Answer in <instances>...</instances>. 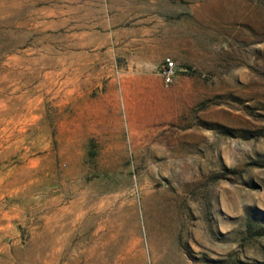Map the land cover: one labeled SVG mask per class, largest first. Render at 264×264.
Returning <instances> with one entry per match:
<instances>
[{
    "label": "rangeland",
    "instance_id": "rangeland-1",
    "mask_svg": "<svg viewBox=\"0 0 264 264\" xmlns=\"http://www.w3.org/2000/svg\"><path fill=\"white\" fill-rule=\"evenodd\" d=\"M64 263L264 264V0H0V264Z\"/></svg>",
    "mask_w": 264,
    "mask_h": 264
},
{
    "label": "bare ground",
    "instance_id": "bare-ground-1",
    "mask_svg": "<svg viewBox=\"0 0 264 264\" xmlns=\"http://www.w3.org/2000/svg\"><path fill=\"white\" fill-rule=\"evenodd\" d=\"M75 204V203H74ZM96 217V216H95ZM94 219V218H93ZM92 219V220H93ZM96 219V218H95ZM69 218L68 217H65V218H62V219H58V221L60 222V227H59V233L63 232L67 227L68 225L70 224L68 222ZM91 220V221H92ZM56 221V222H58ZM97 221V220H96ZM90 223V222H89ZM96 223V222H95ZM99 223V222H98ZM92 224V223H91ZM50 225V224H48ZM97 226V225H95ZM46 231V235H45V240H46V243L51 246V245H58V247L60 246L62 249H64L67 245V240H68V236L66 234H62L59 236V234L57 233V231H55L54 229L51 230V228H46L45 229ZM69 244V243H68ZM60 248V249H61ZM58 248V251H59V256H57V260H61V251L62 249L60 250ZM65 264V263H64Z\"/></svg>",
    "mask_w": 264,
    "mask_h": 264
},
{
    "label": "built area",
    "instance_id": "built-area-1",
    "mask_svg": "<svg viewBox=\"0 0 264 264\" xmlns=\"http://www.w3.org/2000/svg\"><path fill=\"white\" fill-rule=\"evenodd\" d=\"M176 67L172 59L165 57L159 69V74L164 84H169L175 74Z\"/></svg>",
    "mask_w": 264,
    "mask_h": 264
}]
</instances>
